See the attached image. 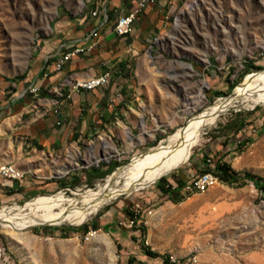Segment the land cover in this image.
<instances>
[{"label":"rangeland","instance_id":"obj_1","mask_svg":"<svg viewBox=\"0 0 264 264\" xmlns=\"http://www.w3.org/2000/svg\"><path fill=\"white\" fill-rule=\"evenodd\" d=\"M97 1L0 0V84L25 74L28 78L58 26L80 30L82 22L94 18ZM150 7L134 26L139 30L137 44L127 55V66L111 70L109 87L115 83L123 111L57 147L35 172L34 179L44 188L0 209L41 196L74 197L96 189L139 156L168 144L218 100L233 96L249 74L264 70L258 44L264 37V0H157ZM198 96L200 101L194 102ZM244 118L254 125L238 133L225 131ZM245 140L251 142L240 145ZM204 159H222L264 180V104L237 105L222 114L203 132L189 161L164 177ZM112 164L119 167L111 175L86 176L102 165L105 172ZM68 167L66 174L63 169ZM74 175L81 183L71 187ZM161 178L106 200L82 226H37L16 232L19 238L13 239L0 228V264H167L166 259L177 264H264V191L253 182L241 188L219 182L174 203L159 190ZM95 223L100 229L68 231ZM97 237L108 239L111 248Z\"/></svg>","mask_w":264,"mask_h":264},{"label":"crops","instance_id":"obj_2","mask_svg":"<svg viewBox=\"0 0 264 264\" xmlns=\"http://www.w3.org/2000/svg\"><path fill=\"white\" fill-rule=\"evenodd\" d=\"M138 2L97 1L98 16L88 23L82 22L80 30L58 26L54 37L44 42L28 78L0 84V158L25 175L22 181L0 175V205L31 198L44 188L34 179L35 172L46 165L57 147L74 137L81 138L123 111L120 95L115 93V83L94 91L73 90L71 84L111 72L116 66L121 70L127 66V55L137 44L139 30L135 27L131 35L120 37L114 27L121 17L136 9ZM91 45H95L91 51L68 61L61 72L55 71L57 61L63 56ZM34 86L40 87L39 94L31 92ZM195 165L176 175L187 181L202 169L200 163ZM69 168L63 172L67 174ZM169 181L176 183L171 177ZM181 193L185 194L183 190Z\"/></svg>","mask_w":264,"mask_h":264},{"label":"bare ground","instance_id":"obj_3","mask_svg":"<svg viewBox=\"0 0 264 264\" xmlns=\"http://www.w3.org/2000/svg\"><path fill=\"white\" fill-rule=\"evenodd\" d=\"M258 44L260 47L264 46V37ZM77 51L81 50L76 49L60 60L69 59ZM111 74L112 72L106 71L95 78L76 81L71 84V88L78 90L80 86L97 84ZM200 99L201 97L198 96L193 101H200ZM258 104H264V70L249 74L244 82L236 88L233 96L218 100L208 110L189 120L170 138L168 144H161L139 156L130 165L109 176L106 182L96 189H89L83 194H75L74 197H67L63 193H59L53 196L38 197L23 206L16 204L13 207H3L0 209V228L5 230L4 233L8 235L9 239H13L19 238L16 232L41 225L55 226L68 223L73 226H82L99 212L106 200L129 195L143 189L186 164L191 158L193 149L201 142L203 132L214 126L220 116L229 109L237 105L255 106ZM192 113L190 112V114ZM12 165L0 160V169H6ZM24 176L20 169H15L16 178L23 179ZM201 178H207V181L213 185L220 182L219 178L212 173L202 174ZM203 192L205 191H200V193ZM96 240L108 249L111 248L108 239L97 237ZM110 258L114 257L111 255Z\"/></svg>","mask_w":264,"mask_h":264},{"label":"trees","instance_id":"obj_4","mask_svg":"<svg viewBox=\"0 0 264 264\" xmlns=\"http://www.w3.org/2000/svg\"><path fill=\"white\" fill-rule=\"evenodd\" d=\"M110 17H111V14H110ZM122 67H124V66H122ZM251 68L255 69L257 71L263 70L262 67L255 66V65H252ZM26 78H27V74L16 78L15 81H13V82L17 83L18 81L24 80ZM242 115L243 114H238L237 116H242ZM253 125H254V123H252L249 119L244 118L241 121L235 123L233 126L232 125L226 126L225 131L226 130H232V132L238 133L240 131H243L248 126H253ZM221 135H222V137L226 136L224 131H222ZM250 142H251V140H245L240 145H245V144H248ZM203 161H204L203 163H200V166H202V169L200 170L201 173L199 175L206 174V173H212L219 178V180L222 184H225V185H228L231 187H240L241 188V187L246 186L248 184V182H253L255 184V186L257 187V189L264 191V180L261 177L252 175L249 172H237L232 168V166L228 162H225L222 159H215V162H216L215 168L211 167V165L208 163V160L204 159ZM195 166H197V165H195ZM105 167H106L105 165H102V168L94 169L93 172L86 174V176L88 177V179H91V177L94 175L96 177L103 178V177H106L108 175H111L119 167V165L118 164H112L110 166L109 170L102 172V169ZM177 172H175L174 174H172V176H170L178 185V187L176 189H172L171 186L167 187V185H169L171 183L169 181V177L161 178L159 181L158 187H159V190L162 192V194L168 198V200H170L174 203H181V202L185 201L188 196L181 193V191L183 190V188L185 186V182L180 177H178L176 175ZM80 183H81V179H80L79 175L72 176V182L70 184L71 187H76ZM90 226H93V228L95 230L100 229L99 225L97 223H95L93 225H84L83 228H81V229L69 228L68 231L74 232V233H79L82 229H85L86 231H88ZM109 227H111V226L108 225L107 229ZM165 261L167 264H177V263L170 262L169 259H166Z\"/></svg>","mask_w":264,"mask_h":264},{"label":"built area","instance_id":"obj_5","mask_svg":"<svg viewBox=\"0 0 264 264\" xmlns=\"http://www.w3.org/2000/svg\"><path fill=\"white\" fill-rule=\"evenodd\" d=\"M104 1L105 0H101L100 3H103ZM156 3L157 0H139L136 9L133 12L121 17L117 21L114 27L115 33L120 37L131 35L134 32V26L137 20L142 16V14L146 11L148 7L155 5ZM99 8H97V10L93 13L94 16H98ZM105 22H107V20ZM94 46L95 45H91L88 49L84 48L81 49V51L74 52L73 55L67 60H60V63H57L55 66V71L61 72L68 61L77 58L86 51H91L94 48ZM261 48L262 50L260 56L264 58V46ZM112 78H113V74L109 75L106 79H104L103 81L97 84L80 86L78 91L79 90L94 91L101 87H109L111 85ZM40 91H41L40 87L38 86H34L31 89V92L33 94H39ZM208 163L211 165V167L215 168L216 162L209 159ZM15 169H17L15 165H12L6 169H0V175L5 179H9L13 181H22L23 180L22 178L15 177ZM170 186L172 187V189H176L178 187L177 183H172V182L169 185H167V187ZM211 187H213V184H211L210 181H207V178H201V175H198L196 177H193L185 181L183 192H185L186 196H191L195 193H200V191H208Z\"/></svg>","mask_w":264,"mask_h":264},{"label":"water","instance_id":"obj_6","mask_svg":"<svg viewBox=\"0 0 264 264\" xmlns=\"http://www.w3.org/2000/svg\"><path fill=\"white\" fill-rule=\"evenodd\" d=\"M261 50H262V48H261ZM234 93H235V91L233 92V95H234ZM95 166L98 167V166H99V162L96 163ZM113 174H114V173H113ZM64 176H66V175H64ZM64 176H62V177H64ZM62 177H59V178H62ZM163 177H164V176H163ZM163 177H162V178H163ZM44 226H46V225H41V227H44ZM52 226H53V225H52Z\"/></svg>","mask_w":264,"mask_h":264}]
</instances>
